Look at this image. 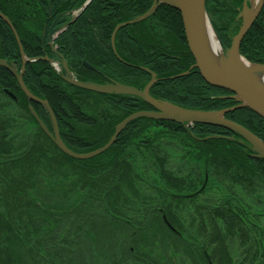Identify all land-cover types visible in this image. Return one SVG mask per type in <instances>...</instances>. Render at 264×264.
I'll return each instance as SVG.
<instances>
[{"label": "rangeland", "instance_id": "1", "mask_svg": "<svg viewBox=\"0 0 264 264\" xmlns=\"http://www.w3.org/2000/svg\"><path fill=\"white\" fill-rule=\"evenodd\" d=\"M234 3L242 5L240 8L235 7L238 12L237 17H240L241 21L238 29L235 30L234 26V33L229 35V39L227 38L230 43L240 33V28L252 8L250 0H247L246 4L245 0H235ZM83 5H78L77 9H81ZM86 8L87 6L84 10ZM73 12L74 10L71 17L76 15L78 10L76 13ZM257 13L253 18V23L261 10ZM153 14L154 12L150 16ZM208 16L214 28L212 18L209 14ZM150 18L147 19L149 26H144L149 28L144 40L141 41L144 48L151 46L155 49L160 48V43L163 40L167 41V35L173 37L177 44L185 47L184 39L180 37L175 28L163 30L159 25L157 26V22L154 24V19ZM24 24L30 28L27 21ZM214 34L222 39L215 28ZM223 34L224 31L221 35ZM18 44L24 49L21 39H18ZM114 44L116 47V37ZM20 52H22L21 49ZM44 56L41 55V58ZM250 63L264 65L259 62ZM70 65L71 72L77 75L75 79H78L81 74L88 79L86 80L88 82L114 84L95 74V78H91L88 70L84 68L79 70L73 62ZM22 67L25 69L26 65ZM1 71L0 93L5 91L7 95L12 94L16 97L13 92H10L12 89L19 91L20 82L17 76L9 69L7 71L13 78L5 75L7 72L2 73L4 71ZM25 72L26 70L24 75ZM149 73L152 75L151 72ZM57 74L61 76V79L56 81L57 87L72 95V102L77 107L80 106L81 111L94 116L99 124L106 123L102 121L107 114L111 118L109 120L115 123V133L119 125L128 117L127 115L124 119L119 118L122 116L121 112L108 103L107 99L113 93L88 89L85 90L89 93H79L77 89L79 86L66 79L72 76L66 71L64 74L63 71ZM4 75L6 77L2 80ZM182 75H187V72ZM83 76L79 79H83ZM117 82L129 85L121 80ZM148 83L149 81L146 85ZM54 84L48 83L46 86H54ZM37 95L51 109L59 128L54 111L56 107L54 104H57V101L48 97L49 95ZM79 95L85 96L82 99ZM104 95L109 97L106 99ZM222 97L231 98L237 105L241 102L233 91ZM60 99L62 106L70 112L66 107L69 99L65 97ZM26 102L24 104L29 108V114L21 108L20 111L19 108L14 111L16 113L13 116L4 114L7 116L6 122L10 123V119L12 120L7 129V140L10 143H13V140L17 143L20 141V138L14 137L17 133V128L14 126L25 122V119L22 120L23 115H25L24 118L31 114L33 116L30 108H33L49 132L54 133L53 121L47 108L38 101L28 100ZM36 104L43 106L48 112L50 124L41 118ZM236 104L231 108L228 107L230 109L215 110L228 109L224 117L231 120L226 117V114L236 110ZM194 110L204 111L203 109ZM35 119L37 118L34 117L33 120ZM25 124L30 128L35 126L34 121H31V125L28 121ZM83 124L91 123L83 121ZM127 126L128 124L121 129L118 137ZM195 126V123H189L184 125L185 130H182L168 120H160L158 123L154 122L140 129L137 138L132 139L126 147L127 155L132 157V169H129L131 174L128 175L126 171L120 174L116 171L109 177L111 184L109 186L108 182H103L108 171L98 168V165L103 163L111 153L109 149L118 137L101 153L86 159H77L85 160L89 164L88 167H82L84 162L66 158L48 134H46L48 138L39 139L36 150L30 155L27 154L28 156L25 155L26 151L16 150L5 158L0 157V231L2 232L0 234V264H204L203 259L198 260L203 252L208 264H213L212 259H209V254L214 253V249L222 244L217 240L212 241L217 238L216 231L222 233L223 244L229 248L232 263L239 264V258L241 260L245 258L246 254L243 250L248 245L241 247L242 242L238 231L233 236L227 234L224 222L216 218V209L221 211L228 207L237 208L238 213H235L241 217L245 224V231L248 230L251 236L250 244L253 240L257 241L261 248L259 254H263L264 188L261 185L262 181L260 182L261 189L258 188L257 191L254 190V186L251 188L244 181L241 185L233 182L230 177L222 181L216 174L222 172L221 174L225 177V170L219 168L221 170L216 171L211 160V163H206V158L211 159L214 154H206L205 150L213 148L202 146L198 140L214 138L219 141L218 148H221L223 141L229 136L227 134L231 132L233 133V137L230 138L232 141H237L236 143L244 146L247 144L252 146V143L248 142L236 129L233 130L227 126H220L224 129L220 130L219 134L199 137L196 142L187 135L189 134L187 132L191 133ZM247 129L264 142L262 137L249 128ZM23 135L25 134H21L20 137L24 138ZM112 136L113 134L107 140L104 139L105 141L103 140L104 142L94 150L104 146ZM211 142L208 140L202 143L205 145ZM225 148L228 146L226 145ZM250 156L256 158L253 153ZM160 158L164 160L166 167L178 180L185 181L186 186L178 189L172 188L170 192L167 190L165 186L169 184L165 182L163 184L164 180L156 165V162H160ZM205 165L209 166L210 177L207 175ZM231 171L236 172L234 169ZM108 204L111 208L107 206ZM238 206L243 210L240 211ZM167 211L174 217L173 221L176 226L174 228H168L164 224ZM214 221L219 226V230L215 231L213 228ZM68 241L77 243L78 247H74ZM163 241L165 244H162ZM252 252L257 253L258 251L254 248ZM193 258L200 263L191 260Z\"/></svg>", "mask_w": 264, "mask_h": 264}, {"label": "trees", "instance_id": "2", "mask_svg": "<svg viewBox=\"0 0 264 264\" xmlns=\"http://www.w3.org/2000/svg\"><path fill=\"white\" fill-rule=\"evenodd\" d=\"M85 1L26 0L25 2L24 0H0V57L16 64L18 69H20L22 67V58L18 39H21L26 55L31 57L45 55L54 58L48 39L49 33L56 26V28L60 29L65 23L69 24L72 19V11ZM234 1L207 0L206 2V10L213 20L214 28L227 46L230 45L229 35L234 33L233 27L235 26V30L238 29L237 27L241 21V18L237 17L238 12L235 7L240 8L242 5L235 4ZM153 2L154 0H92L77 19L70 26L68 25V30L60 33L56 38L54 41V45L58 47L56 53L67 60L69 67H71L70 64L73 62L75 66H78L79 70L83 68L88 70L90 72L89 76L93 79L95 74L96 76H102L106 81L117 82V80H121L138 88H143L146 82L153 78L148 71H143L135 65L145 66L155 71L158 77L157 82L154 83L150 91L152 96L182 107L215 110L235 105L236 102L231 98L222 97V95L226 96L231 92L227 89L210 85L204 80L196 67L192 68L195 59L186 43L185 30L178 10L161 5L150 16L151 18L148 17L147 19H154V24L157 22V26L159 25L163 30H168L171 27L175 28L185 41L184 48V45L177 44L170 35H167V41L163 40L160 43V48L157 47L155 49L152 46L144 48L141 45L142 39L144 40L146 32L149 30V28L144 26H149V23L147 19H137L151 9ZM50 7H52V15L49 14ZM25 21L29 23L30 28L24 24ZM116 28L118 29L115 53L112 49L111 40ZM222 30L224 31L223 35H221L223 33ZM178 48L183 49L180 50ZM240 53L250 61L264 64V4L258 18L241 42ZM85 60L90 63L92 68L84 65ZM0 70L4 71H1L2 73L7 72L5 75H10L13 78L7 68L0 67ZM25 70L23 77L32 92L36 95H49L48 97H52L55 102L57 101V104H54L56 106L54 111L59 122L60 136L71 150L78 153L91 152L114 134L115 123L110 121L111 118L107 114L102 121L106 123L99 124L94 116H89L86 112L81 111L80 106L77 107L72 102V95L63 92L61 88L57 87L56 81L61 79V76L57 74L48 61L28 62ZM75 71L76 69H74ZM184 72H187V75H182ZM5 75L2 80L6 77ZM82 76L80 74V77ZM81 80L86 81L88 79L83 76ZM4 82L9 83L7 81ZM48 83L55 84L54 86H46ZM97 83L99 82L97 81ZM18 89L19 91L17 89H12L11 91L16 97H13L12 94L7 95L5 91L0 93V157L4 158L16 150L26 151L25 155L28 156L36 150V144L39 139L48 138L37 120H33L34 116L32 114L25 118V115L22 114V120L28 121L29 125H31V121H34L35 126H32L31 128L33 129H31L25 122L17 124L14 126L17 128V133L14 137L16 139L20 138V141L17 143L13 140V143H10L7 140V129L12 120L9 118L10 123L6 122V115L13 116L16 113L14 111L18 110V108L19 111L21 108L28 114L30 113L29 108L24 104L28 101V98L20 88ZM77 89L79 93H89L85 89L79 87ZM84 96L80 97L83 99ZM109 96L104 95V98L107 99L109 97L107 99L108 103L121 112L122 116L119 117L121 119H124L132 112L150 109V106L138 96L116 93ZM63 97L69 99L66 107L70 112L62 106L60 98ZM35 106L41 118L46 120L47 124H50L49 114L45 108L39 104ZM226 117L246 126L264 140V118L254 110L248 107H237L236 110L228 112ZM83 121L91 124L84 125ZM154 122L158 123L159 121L138 118L130 122L117 138L115 144L111 146L109 149L111 153L103 163L98 165V168L108 171L106 178L103 179V182H108V186L111 185L109 177L116 171L120 174H122V171H126L128 175L131 174L129 169H132V157L127 155L126 147L132 139L137 138V133L141 131L140 129ZM171 123L185 130L183 124ZM91 125L93 126L92 128ZM222 129L224 127L198 123L191 133L187 132L189 133L187 135L190 139L196 141L199 137L219 134ZM21 134H25L23 135L24 138L20 137ZM227 135L229 136L225 138L227 140L223 141L221 148H218L219 141L214 140V138L208 139L212 142L205 145L202 142L208 140H198L202 146L213 148L205 150L206 154H214L211 159L209 157L206 158V163H211V160L216 171L225 170V177L221 174L222 172H217L216 174L222 181L229 177L239 185L244 181L251 188L254 186L255 191L260 188V182L262 181L261 185L264 188V158L251 157L250 155L254 151L250 146H244L236 143L237 141H232L230 138L233 137V133L231 132ZM226 145L228 148H225ZM62 153L68 159H78L67 155L63 151ZM77 161L84 162L82 167L89 166L85 160ZM159 161L156 162V165L160 176L164 180L163 184L164 182L169 184L168 186L164 185L169 192L173 190L172 188L178 189L186 186L185 181L178 180L170 172L163 159L160 158ZM205 168L207 169V175L210 177L209 166L205 165ZM231 169L236 172L233 173ZM127 174L125 175L127 176ZM253 180L255 181L254 183ZM107 206L111 208L110 204ZM163 208L166 207L163 206ZM241 210L243 209L240 208ZM236 211L237 208L235 207L223 208L221 211L216 209V218L224 222L227 234L233 236L238 231L239 239L242 242L241 247L248 245L243 250L246 254L245 258H242V260L239 258V264H252L254 262L256 264H264V253L259 254V251H261L259 243L253 240V243L250 244L251 236L249 231H245V224H243L241 217L236 214L238 213ZM166 213L168 219L166 218L165 222L163 221L165 226L168 228L176 227L173 215H170L169 211ZM213 224L215 231L219 230V226L215 221ZM216 235L217 238L212 241L217 240L222 244L214 249V253H210V258H208L212 259L213 264H233L229 248L223 244L222 233L216 231ZM68 242L74 247H78L77 243ZM162 244H165V242L163 241ZM254 248L255 251H258L257 253L252 252ZM202 259L204 264H208L204 252L201 254V258H198L200 261ZM191 260L197 261L195 258ZM197 262L200 263L199 261Z\"/></svg>", "mask_w": 264, "mask_h": 264}, {"label": "water", "instance_id": "3", "mask_svg": "<svg viewBox=\"0 0 264 264\" xmlns=\"http://www.w3.org/2000/svg\"><path fill=\"white\" fill-rule=\"evenodd\" d=\"M156 1L159 3H165L167 5L173 6L180 11L189 49L194 56L196 62L195 66L199 69L203 78L214 86L226 88L233 91L236 98L240 99L241 101V104H239V106L249 107L264 118V82L258 79L257 75L252 72L260 68L264 69V65L254 64L256 67L249 69L248 66L240 63V58L244 60L246 59L240 54L239 51L241 40L249 29V27L251 26V24L253 23L254 16H256V14H258L257 12L261 10L264 0H260L258 7L253 13L252 17L249 19L246 18L244 24L240 28V33L233 38L231 47H227L220 40V38H218L222 48V57L219 61L218 66L215 65L207 56L201 42V36L198 31L201 23L205 19L210 22L205 9L206 0ZM90 2L91 0H87L83 5L82 9H84ZM155 8L156 5H154L153 9ZM150 13L151 11L140 16L137 20L143 19ZM211 28L214 32V28L212 27V25ZM112 37L114 38V34ZM0 66H5L14 72L29 98L31 100L38 101L43 104L49 111L54 124H56L51 109L48 107V105H46L44 101L32 95L25 88L21 76L16 72L15 68L11 67L5 59H0ZM65 68L67 72L70 73L66 64ZM66 79L72 84H75L81 88L88 90H93L102 93H120L135 95L142 98L146 103H148L154 108V110H141L130 114L119 125L116 132L104 146L88 153H78L67 147L66 144H64V142L60 138L56 126L54 127V133H50L45 124L39 118V116L35 113L33 108H30L33 115L37 118L40 126L45 130V132L50 136V138L55 142V144L64 153L71 157L78 159H86L101 153L115 142L121 129L129 121L140 117H148L155 120H171L178 123H205L219 126H227L233 130L236 129L241 135H243L252 143V147L254 150L257 151V155L264 158V142L258 137H256L252 132H250L246 127L229 119H226L224 117V114L228 111V109L220 111H199L181 107L170 102L157 99L150 94V87L152 86L154 80H151V82H149L143 89H138L134 86L117 82H115L114 84H97L88 81H79L72 77H68Z\"/></svg>", "mask_w": 264, "mask_h": 264}, {"label": "bare ground", "instance_id": "4", "mask_svg": "<svg viewBox=\"0 0 264 264\" xmlns=\"http://www.w3.org/2000/svg\"><path fill=\"white\" fill-rule=\"evenodd\" d=\"M251 1V10L248 12V19L252 17L253 13L255 12L256 8L258 7V4L260 0H250ZM199 34L201 36V42L203 45V48L207 54V56L211 59V61L218 66L219 61L222 57V48L220 45V42L217 38V36L214 34L210 22L208 20H204L200 28L198 29ZM240 63L243 65L248 66L249 69H252L253 67H256L255 65L247 62L246 60L240 58ZM257 75V78L260 79L262 82H264V69H258L255 71H252ZM258 73V74H257Z\"/></svg>", "mask_w": 264, "mask_h": 264}, {"label": "flooded vegetation", "instance_id": "5", "mask_svg": "<svg viewBox=\"0 0 264 264\" xmlns=\"http://www.w3.org/2000/svg\"><path fill=\"white\" fill-rule=\"evenodd\" d=\"M71 25V24H70ZM69 25V26H70ZM57 27V26H56ZM56 27L54 28V29H56ZM53 29V30H54ZM52 30V31H53ZM68 30V28L66 27L63 31H59V32H57V34L53 37L52 36V39H51V37H50V35H48V39L50 40L51 39V41H52V43H53V46L56 48V50L54 51L53 50V48H52V51H53V54H54V58L53 59H55V60H57L58 62H59V64H61V61H62V57L58 54V53H56V51L58 50V47L57 46H55L54 45V41L56 40V38L60 35V33H63V32H65V31H67ZM51 31V32H52ZM52 47V46H51ZM87 67V66H86Z\"/></svg>", "mask_w": 264, "mask_h": 264}]
</instances>
